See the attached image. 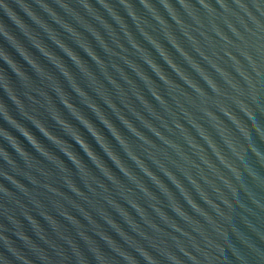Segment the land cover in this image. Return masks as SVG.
<instances>
[{
	"label": "water",
	"instance_id": "obj_1",
	"mask_svg": "<svg viewBox=\"0 0 264 264\" xmlns=\"http://www.w3.org/2000/svg\"><path fill=\"white\" fill-rule=\"evenodd\" d=\"M0 264H264V0H6Z\"/></svg>",
	"mask_w": 264,
	"mask_h": 264
},
{
	"label": "clouds",
	"instance_id": "obj_2",
	"mask_svg": "<svg viewBox=\"0 0 264 264\" xmlns=\"http://www.w3.org/2000/svg\"><path fill=\"white\" fill-rule=\"evenodd\" d=\"M6 4V0H0V7H4ZM77 143V142H76ZM78 144V143H77Z\"/></svg>",
	"mask_w": 264,
	"mask_h": 264
}]
</instances>
